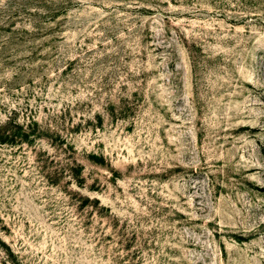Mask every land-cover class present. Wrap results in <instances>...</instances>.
<instances>
[{"label":"rangeland","instance_id":"obj_1","mask_svg":"<svg viewBox=\"0 0 264 264\" xmlns=\"http://www.w3.org/2000/svg\"><path fill=\"white\" fill-rule=\"evenodd\" d=\"M0 264H264V0H0Z\"/></svg>","mask_w":264,"mask_h":264}]
</instances>
